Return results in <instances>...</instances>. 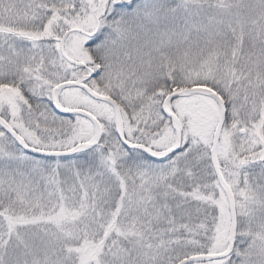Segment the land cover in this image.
<instances>
[{
	"label": "snow or ice",
	"instance_id": "snow-or-ice-1",
	"mask_svg": "<svg viewBox=\"0 0 264 264\" xmlns=\"http://www.w3.org/2000/svg\"><path fill=\"white\" fill-rule=\"evenodd\" d=\"M0 264H264V0H0Z\"/></svg>",
	"mask_w": 264,
	"mask_h": 264
}]
</instances>
